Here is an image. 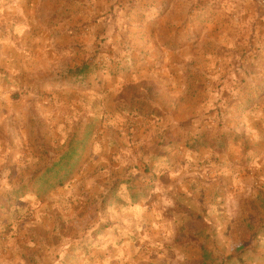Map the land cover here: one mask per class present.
Returning a JSON list of instances; mask_svg holds the SVG:
<instances>
[{
    "label": "rangeland",
    "instance_id": "1",
    "mask_svg": "<svg viewBox=\"0 0 264 264\" xmlns=\"http://www.w3.org/2000/svg\"><path fill=\"white\" fill-rule=\"evenodd\" d=\"M221 186H264V0H0V264H264Z\"/></svg>",
    "mask_w": 264,
    "mask_h": 264
},
{
    "label": "crops",
    "instance_id": "2",
    "mask_svg": "<svg viewBox=\"0 0 264 264\" xmlns=\"http://www.w3.org/2000/svg\"><path fill=\"white\" fill-rule=\"evenodd\" d=\"M221 187L223 189V195L226 196V198H227V199L226 198L224 199V205H223L226 207V209L229 208V206L235 205V202H240L239 199H241V197H243L245 195H248L249 193L252 194L255 192L258 195L259 191H261V192L264 191V186H221ZM215 188H216V186H209L208 190H210L213 194L215 191ZM231 188H233V189H231ZM234 188L239 189L238 198L232 196V194H233L232 191L235 190ZM251 191H253V192H251ZM225 213L227 214V211ZM236 213L237 214L235 216H233V219L235 218V223L237 224L236 228L239 229V231L242 235L241 236L242 240L245 239V241H243V243L241 245H243V246L249 245L250 244L249 242L252 238V236H251L252 229L250 226L251 224H249V223L260 222L264 218V215L261 214V208H260V211H258V213L253 212L251 210H247V211L238 210ZM195 215H197V213H195L194 216ZM150 216L151 215H148V218ZM226 217L228 218L229 216L226 215ZM207 220L205 218L195 219L196 222H204V223L209 221V220L208 221ZM190 221H192V219H190ZM192 222H194V221H192ZM247 239H250V240H247ZM135 253H136V250H135ZM194 264H196V263H194ZM197 264H199V263H197Z\"/></svg>",
    "mask_w": 264,
    "mask_h": 264
},
{
    "label": "trees",
    "instance_id": "3",
    "mask_svg": "<svg viewBox=\"0 0 264 264\" xmlns=\"http://www.w3.org/2000/svg\"><path fill=\"white\" fill-rule=\"evenodd\" d=\"M144 88H139V89H142L141 91H144V92H147L148 93V97L149 98H154L157 94V88L154 84H151L149 82H145L144 85H143ZM138 88L136 90H139ZM199 143V145H205L207 144V142L205 141V143H203L201 140L198 141L196 140L195 141V145L194 146H197Z\"/></svg>",
    "mask_w": 264,
    "mask_h": 264
}]
</instances>
